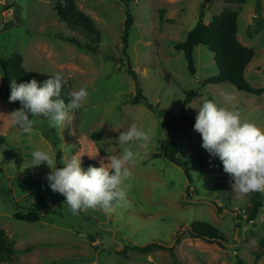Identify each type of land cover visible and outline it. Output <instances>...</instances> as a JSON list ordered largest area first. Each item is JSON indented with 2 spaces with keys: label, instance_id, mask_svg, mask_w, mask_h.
Wrapping results in <instances>:
<instances>
[{
  "label": "rangeland",
  "instance_id": "1",
  "mask_svg": "<svg viewBox=\"0 0 264 264\" xmlns=\"http://www.w3.org/2000/svg\"><path fill=\"white\" fill-rule=\"evenodd\" d=\"M58 2L62 0H0V58L18 53L26 70L61 73L71 80L73 91H89L86 103L63 126L52 127L41 117L24 133L8 122L6 115L21 106L3 95L0 76V230L15 243L14 256L3 264H238L239 259L264 264V209L257 220L248 221L253 192L232 190L222 162L216 158L209 163L194 124L191 144L180 132L174 134L186 157L178 153V159L190 178L183 166L155 158L167 136L168 117L161 111L196 117L194 108L202 97L238 109L246 121L264 129V93L250 94L229 83L203 86L218 74L214 53L198 46L196 74L191 75L184 53L175 48L199 21L205 0H76L101 34L96 53L68 40L90 42L60 20ZM205 7L206 24L225 10L238 12V38L257 52L247 67V81L264 89V0L241 5L216 0ZM128 14L133 25L125 54L122 36ZM129 61L142 95L155 109L144 101L131 103L138 90L128 73ZM191 91L196 96L186 103ZM226 92L231 103L223 100ZM132 124L150 131L151 138L144 147L132 146L139 156L131 168L126 201L111 214L89 209L73 215L65 198L48 187L45 177L51 170L30 167L34 149L50 151L57 167L73 154L81 155L84 168L89 161L99 165L107 154L128 147L115 140ZM195 151L203 165L194 160ZM38 209L37 223L15 218ZM196 222L212 224L227 242L221 246L192 238L189 230ZM150 245L147 251L134 249Z\"/></svg>",
  "mask_w": 264,
  "mask_h": 264
},
{
  "label": "clouds",
  "instance_id": "2",
  "mask_svg": "<svg viewBox=\"0 0 264 264\" xmlns=\"http://www.w3.org/2000/svg\"><path fill=\"white\" fill-rule=\"evenodd\" d=\"M67 80L61 73L37 81L10 83L9 103L19 102L21 107L6 115L14 129L29 133L36 118H44L52 127L63 126L73 118L89 97L86 87L67 93V102L62 98V88ZM193 129L202 139L201 147L210 156L218 158L223 171L232 182V190L241 194L264 192V129L246 121L242 113L232 107L202 97ZM233 97L223 94V100L231 103ZM151 132L132 124L120 132L117 145H128L116 155L107 154L99 166L82 167L81 155L73 154L62 167H57L53 154L48 150L34 149L31 166L46 165L51 171L46 175L48 187L53 193L62 195L64 206L73 215L80 212L100 210L111 214L126 201L127 182L131 168L139 153L132 146L144 147L150 142Z\"/></svg>",
  "mask_w": 264,
  "mask_h": 264
},
{
  "label": "trees",
  "instance_id": "3",
  "mask_svg": "<svg viewBox=\"0 0 264 264\" xmlns=\"http://www.w3.org/2000/svg\"><path fill=\"white\" fill-rule=\"evenodd\" d=\"M216 0H205V5H202V11L200 18L195 27L188 33L184 42L176 44L177 51L184 53L185 59L188 64V71L191 75L196 74V66L194 59V51L198 46H205L215 55V63L218 70L216 76L208 78L203 86L208 84H223L229 83L236 87L240 91H244L254 95H262L264 89L253 88L247 81L246 68L252 62L256 56V51L252 48L244 46L238 38V12L233 10H225L220 15L213 16L212 21L208 24L203 22L204 9L206 4H210ZM228 3H235L238 5L246 3L247 0H226ZM58 16L62 22H64L74 32H81L89 39V43L81 44L78 39H68L71 43L80 47L86 48L90 52L96 53L98 50V44L101 39V34L97 29L94 21L85 13L81 12L76 0H62L56 5ZM133 25L131 15L128 14V18L125 22L124 32L122 36V42L124 44V53L126 54L128 48L129 31ZM94 44V45H93ZM128 73L132 76L136 83L138 90L137 96L131 101L132 104L137 105L140 103H146V106L153 110L155 107L147 103L146 98L142 95V89L139 83V78L132 68L130 61L128 62ZM0 76L3 84L2 93L8 99L10 95V83L12 80H16L17 83L27 82L35 78L37 81H42L52 76V74H45L40 72L28 71L23 66V57L18 54H12L8 59L0 58ZM67 80V85L62 88V98L67 102V93L73 91L71 86V80ZM196 96L195 91L186 93V103L191 102ZM14 105L21 106L19 102H14ZM166 114L168 120L166 121L167 136L166 140L162 142L160 152L155 158L164 157L170 162L183 166L184 171L188 178L189 169L185 168V162L178 159V153L182 155L185 160L184 152L182 151L181 144L177 143L175 139V132H180L184 136L189 144H191L190 128L195 123V117H188L181 115L179 117L170 116L167 111H161ZM3 143V139L0 137V144ZM196 157L194 160L200 161L203 165L201 155L195 151ZM99 166L94 162H86L85 168L88 166ZM264 209V192H253L249 196V205L247 208L248 221H255L259 218L262 210ZM243 215H238V220H242ZM15 218L19 221H25L28 223H37L40 221V210H34L26 215L15 214ZM190 236L194 239H200L206 243L213 244L218 243L223 246L227 242L225 237L220 231L210 223L196 222L189 230ZM264 246V242H262ZM150 246H134V249L139 251H147L152 248ZM161 247V246H160ZM15 254V243L12 242L4 230H0V264L11 260ZM264 255V254H263ZM258 254L256 261L261 259ZM175 264H177L175 262ZM238 264H245L242 259H239Z\"/></svg>",
  "mask_w": 264,
  "mask_h": 264
},
{
  "label": "crops",
  "instance_id": "4",
  "mask_svg": "<svg viewBox=\"0 0 264 264\" xmlns=\"http://www.w3.org/2000/svg\"><path fill=\"white\" fill-rule=\"evenodd\" d=\"M254 16H258L257 14H255ZM255 18H257V17H255ZM248 36H250L249 34H248ZM241 42V41H240ZM244 45V44H243ZM245 46V45H244ZM250 48V47H249ZM246 70H247V68H246Z\"/></svg>",
  "mask_w": 264,
  "mask_h": 264
}]
</instances>
